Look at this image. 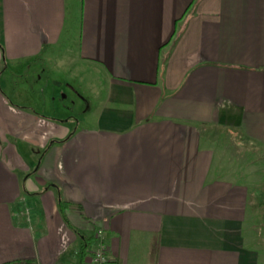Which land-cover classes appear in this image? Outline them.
I'll return each instance as SVG.
<instances>
[{
  "label": "crops",
  "instance_id": "obj_1",
  "mask_svg": "<svg viewBox=\"0 0 264 264\" xmlns=\"http://www.w3.org/2000/svg\"><path fill=\"white\" fill-rule=\"evenodd\" d=\"M28 75L80 116L8 106ZM0 104V264H87L100 229L108 264H260L204 130L264 152V0H0Z\"/></svg>",
  "mask_w": 264,
  "mask_h": 264
},
{
  "label": "rangeland",
  "instance_id": "obj_2",
  "mask_svg": "<svg viewBox=\"0 0 264 264\" xmlns=\"http://www.w3.org/2000/svg\"><path fill=\"white\" fill-rule=\"evenodd\" d=\"M53 77L56 79V82L63 81L62 73H55ZM14 81L16 80L13 79V82ZM23 81H25V79L21 80L22 84H24L21 91H19L17 86L16 96H14L12 100H7L8 106L34 108L36 112L40 111L43 113H51L52 107H55L56 104L57 107L60 108L62 105L64 109L72 107V110L75 113H78L77 117L80 116V113L72 106V102L75 100H72L74 97L71 94V91L67 88L68 86L64 85L65 89L63 95L62 93L57 94V100H54L55 102H52V81L50 83H48V81L45 83V80H42L39 86L43 89V91L40 90V87H35L33 89L32 84H30L29 75L26 78V81H28V87L25 86V83H23ZM86 84L89 85L88 90L91 94V82L88 81ZM72 86H74V88L76 87L77 91H79V89L82 87V85L79 86L78 83H76V79L75 81H73ZM84 91L85 89H83V93ZM18 96H20V98H18ZM44 97L46 103L45 107L41 110L42 107H39V105L42 102L41 100H38V98L43 99ZM89 102L91 108H94V102L92 100H89ZM80 109L84 111L85 107L81 106ZM0 112H2V106H0ZM207 130H204L205 136H208L209 138H211V140H214L217 143L219 150L226 153V155L224 154L225 157H227L230 163L234 165V168H231L232 172L235 173V176L240 175V180H243L248 186V206L250 209H253L254 212H249L246 220L247 244L258 252L260 264H264V152L260 153L256 151V149L252 146H249V144L244 145L245 147H240L241 150L236 152L235 150L237 149L230 148V143L228 142H230L231 140L232 142L236 140V143L238 142L240 144H243L244 142L243 140H241V138H238L237 135L228 134H225V136L223 137L221 133L219 135L217 131L211 133L209 130L208 134ZM239 140H241L242 142H240ZM224 150H226L227 152ZM221 154L223 155V153ZM221 177L224 176L222 175ZM251 213L252 215H250ZM253 213L255 215H253Z\"/></svg>",
  "mask_w": 264,
  "mask_h": 264
},
{
  "label": "built area",
  "instance_id": "obj_3",
  "mask_svg": "<svg viewBox=\"0 0 264 264\" xmlns=\"http://www.w3.org/2000/svg\"><path fill=\"white\" fill-rule=\"evenodd\" d=\"M93 238L95 243L89 252L90 256L87 264H108L104 232L101 229L96 230Z\"/></svg>",
  "mask_w": 264,
  "mask_h": 264
},
{
  "label": "trees",
  "instance_id": "obj_4",
  "mask_svg": "<svg viewBox=\"0 0 264 264\" xmlns=\"http://www.w3.org/2000/svg\"><path fill=\"white\" fill-rule=\"evenodd\" d=\"M58 206H59V208H60V210L62 211L63 210V208L65 207V204H63V202H61L60 200H58ZM253 215H255L254 213H253ZM95 243V241H94V238H92V245ZM88 249L86 248V247H82V249L79 251V254H78V256H79V264H81V262H82V259L84 258V256H86V251H87Z\"/></svg>",
  "mask_w": 264,
  "mask_h": 264
}]
</instances>
